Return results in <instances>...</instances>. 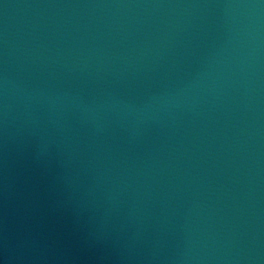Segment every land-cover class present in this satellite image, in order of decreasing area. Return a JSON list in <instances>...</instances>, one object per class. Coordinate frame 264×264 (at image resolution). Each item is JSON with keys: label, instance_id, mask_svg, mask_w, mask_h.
<instances>
[{"label": "water", "instance_id": "1", "mask_svg": "<svg viewBox=\"0 0 264 264\" xmlns=\"http://www.w3.org/2000/svg\"><path fill=\"white\" fill-rule=\"evenodd\" d=\"M0 264H264V0H0Z\"/></svg>", "mask_w": 264, "mask_h": 264}]
</instances>
